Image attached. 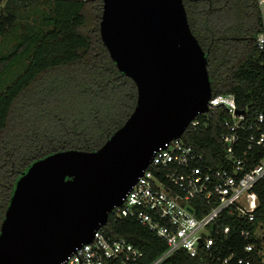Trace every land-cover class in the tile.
<instances>
[{
    "label": "trees",
    "instance_id": "obj_1",
    "mask_svg": "<svg viewBox=\"0 0 264 264\" xmlns=\"http://www.w3.org/2000/svg\"><path fill=\"white\" fill-rule=\"evenodd\" d=\"M183 1L208 58L213 95L233 94L239 110L264 111L257 0ZM102 13L103 0H6L1 7L0 82L17 73L0 92V227L16 181L35 160L59 150L98 149L135 108L137 86L118 69L101 38ZM209 114L206 124L188 129L182 140L222 168L228 113L216 106ZM260 193L264 211L263 188ZM228 224L227 247H243L239 229L245 225ZM105 228L141 249L145 264L167 249L165 240L136 220L110 214ZM227 254L225 249L223 257ZM161 264L213 262L179 249Z\"/></svg>",
    "mask_w": 264,
    "mask_h": 264
},
{
    "label": "water",
    "instance_id": "obj_2",
    "mask_svg": "<svg viewBox=\"0 0 264 264\" xmlns=\"http://www.w3.org/2000/svg\"><path fill=\"white\" fill-rule=\"evenodd\" d=\"M100 34L137 86L135 108L98 149L53 152L18 178L0 227V264H58L91 242L154 151L210 109L208 58L183 0H103Z\"/></svg>",
    "mask_w": 264,
    "mask_h": 264
},
{
    "label": "built area",
    "instance_id": "obj_3",
    "mask_svg": "<svg viewBox=\"0 0 264 264\" xmlns=\"http://www.w3.org/2000/svg\"><path fill=\"white\" fill-rule=\"evenodd\" d=\"M257 4L262 27L256 44L264 53V0ZM209 102L210 109L220 106L228 113L226 131L221 133L224 167L212 166L183 136L172 139L154 151L151 163L123 203L110 213L114 218L136 220L166 241L165 252L147 264H161L179 249L192 257L206 255L213 264H251L255 260L264 264L260 193L264 189V111L239 113L233 94L212 95ZM210 117L209 111L199 113L186 131L206 124ZM229 221L245 225L239 229L246 241L241 248L227 247ZM106 226L58 264H145L141 249L125 237L109 233ZM225 249L228 254L223 257Z\"/></svg>",
    "mask_w": 264,
    "mask_h": 264
},
{
    "label": "rangeland",
    "instance_id": "obj_4",
    "mask_svg": "<svg viewBox=\"0 0 264 264\" xmlns=\"http://www.w3.org/2000/svg\"><path fill=\"white\" fill-rule=\"evenodd\" d=\"M6 0H3L2 3L0 4V10L1 7L5 4ZM1 40V38H0ZM17 71H14V74L12 73H7L3 79L0 82V92L5 89V87L12 81L13 77H15Z\"/></svg>",
    "mask_w": 264,
    "mask_h": 264
}]
</instances>
